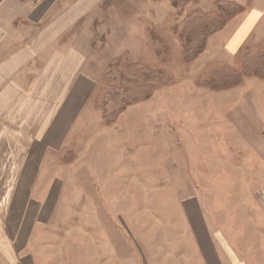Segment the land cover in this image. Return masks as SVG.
I'll list each match as a JSON object with an SVG mask.
<instances>
[{
  "label": "rangeland",
  "instance_id": "374dc122",
  "mask_svg": "<svg viewBox=\"0 0 264 264\" xmlns=\"http://www.w3.org/2000/svg\"><path fill=\"white\" fill-rule=\"evenodd\" d=\"M105 1L98 0L79 21L80 69L65 74V89L50 83L38 101L54 113L47 132L69 99L83 103L93 86L57 153L71 151L77 166L67 167L69 171L50 168L54 162L48 155L43 163L40 178L61 175L64 209L54 228H44L49 235H37L34 250L40 262L58 258L60 264H95L91 228L101 230L98 240L106 235L119 240L121 229L129 230L131 264L139 256L143 264H170L169 258L176 260L182 246L194 248L198 255V241L184 217V205L194 197L199 203L204 198L213 211L212 229L228 254L249 264H264V150L256 146L259 152L254 153L251 138L246 137L245 144L242 135L253 122L264 131V79L246 78L231 92H211L197 85L208 69L239 66L233 50L238 42L228 45L227 38L248 11L252 19L242 32L251 35L244 46L264 45V0H177L178 5L173 0H110V7ZM227 3L238 6L236 23L208 37L205 51L186 64L180 34L187 30L188 17L215 12ZM253 16L259 17L255 25ZM87 29V36L93 32L89 48L84 41ZM151 33L164 43L154 42ZM160 47L165 51L162 56L155 53ZM123 55L163 68L172 82L154 91L148 101L128 106L108 126L91 99L105 91L109 65ZM92 188L98 196L94 200ZM104 228L112 232L107 234ZM164 228H177L178 233L170 235ZM170 245L176 248L173 253ZM122 250L109 255L112 264H118Z\"/></svg>",
  "mask_w": 264,
  "mask_h": 264
},
{
  "label": "crops",
  "instance_id": "0c3cea01",
  "mask_svg": "<svg viewBox=\"0 0 264 264\" xmlns=\"http://www.w3.org/2000/svg\"><path fill=\"white\" fill-rule=\"evenodd\" d=\"M97 1L0 0V264H43L34 250L37 235L40 233L43 238L46 237L44 232L49 235L50 232L44 231V228H54L53 225L62 217L61 175L40 178V174L47 155L54 162L52 166L46 163L47 168L51 166L67 171L77 166L78 158L75 157L72 163H65L62 158L66 152L60 156L57 153L63 150L65 138L75 122V114L89 101L93 86L88 88L83 103L70 98L63 114L47 132L54 113L44 109L42 101H38L40 93L47 90L50 83L65 89V74L80 69L82 58L79 50L83 48V38L79 21L91 13ZM250 13L248 11L228 33V45L234 40L238 42L233 49L237 54L251 35L242 32L252 19ZM253 18L255 25L259 17ZM236 20L238 18L231 20L219 35ZM87 33L88 29L84 41L89 48L93 32L89 36ZM254 104L256 100L253 99ZM242 135L245 136V144L246 137L251 138L254 153L259 152L256 146L264 150V131L257 128L254 122L253 127L243 128ZM20 142L32 148L22 146ZM90 196L92 200L98 198L94 191ZM204 200L202 198L203 203H199V199L192 197L184 205L185 225L189 232L193 230L198 241V255L194 248L182 246L178 250L177 261L171 257L170 264H249L243 259H234L232 252L228 254L219 244V238L212 229L215 228L210 214L213 211L208 209ZM248 218L252 221L253 214ZM97 229L99 232L95 236ZM176 229L164 228V231L172 235L178 233ZM121 231L123 235L119 240L110 235H106L104 240L101 236L98 240L101 230L91 228L90 234L96 238L95 249L91 250L95 264H112L113 257L109 255L114 256V250L119 247L123 250L118 264H131L130 232L124 228ZM104 232L109 234L112 231H105L104 228ZM174 249L171 247L170 252L173 253ZM142 257L139 256L132 264H143ZM46 264H60V260L50 258Z\"/></svg>",
  "mask_w": 264,
  "mask_h": 264
},
{
  "label": "trees",
  "instance_id": "16d2710c",
  "mask_svg": "<svg viewBox=\"0 0 264 264\" xmlns=\"http://www.w3.org/2000/svg\"><path fill=\"white\" fill-rule=\"evenodd\" d=\"M173 2L178 5L177 0ZM112 3L106 0L104 5L110 7ZM237 8L233 3L221 4L215 12H197V15L188 17L187 30L180 34L186 64L194 62L205 51L206 39L221 31L236 15ZM151 39L159 44L164 43L154 33H151ZM155 53L162 56L165 51L160 47L155 49ZM236 57L239 59L238 67L226 65L208 69L197 85L211 92H223L240 87L246 78L264 79V45L243 46ZM171 82L163 68L146 61H132L123 55L109 65L104 78L106 89L100 95L93 96L91 104L102 114L104 123L110 126L128 106L148 101L154 91L167 87ZM74 159L72 152H66L62 161L72 163Z\"/></svg>",
  "mask_w": 264,
  "mask_h": 264
}]
</instances>
